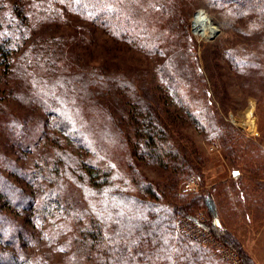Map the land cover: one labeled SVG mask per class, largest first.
Returning <instances> with one entry per match:
<instances>
[{
  "label": "rangeland",
  "instance_id": "1",
  "mask_svg": "<svg viewBox=\"0 0 264 264\" xmlns=\"http://www.w3.org/2000/svg\"><path fill=\"white\" fill-rule=\"evenodd\" d=\"M142 2L146 7L141 9L137 24L143 30L122 36L106 26L109 24L99 16L100 11L83 14L66 8L59 0H0V19L9 20L10 14L22 24L11 57L6 62L0 59V155L30 172L54 162L65 150L82 162L91 158L70 138L50 127L51 114L44 112L43 105L33 97L37 87L52 89L58 85L53 94L61 97L69 110L80 105L82 115L100 121L113 114L111 128L126 146L116 149L120 144L117 139L115 151L108 156L116 166L113 182L122 193L147 199L138 184H150L161 202L178 204L173 194L213 189L216 213L240 248L203 226L210 218L204 209L176 215V233L197 242L223 264H257L252 254L264 264V157L259 152L264 153V9L259 4L238 8L235 3L209 0ZM199 12L217 26L209 38L199 36L192 28ZM148 32L158 37L154 51L144 45ZM163 63L165 67H160ZM159 70L166 73L165 79L158 77ZM74 80L76 90H82L74 92V98H66L67 87ZM176 84L177 89L172 88ZM174 96L182 100L178 103L174 99L179 98ZM250 107L254 131L242 125ZM137 108L152 111L163 127L165 142L177 147L184 160L193 164L194 171L179 172L175 192L171 193L170 185L174 169L166 162L167 157L158 162L137 147L142 143L135 132L138 121L134 117L142 118ZM99 110L102 114L108 111V115L96 116ZM191 114L198 118L204 114L206 126L197 124ZM11 119L22 123L23 136L16 138L9 131ZM39 121L44 122L42 130L33 134ZM213 125L219 130L216 134L210 127ZM24 136L28 144H19ZM76 167L86 174L90 170L89 165L79 166L78 160L65 167L67 192L81 197L92 214L99 207L115 205L117 200H107L98 191L86 194L79 188L72 172ZM234 169L240 173L238 183L233 180ZM2 170L14 178L8 168ZM36 180L38 185L50 184L45 179ZM191 180L194 186L186 189L185 184ZM18 184L33 197L32 208L24 212L25 217L22 210L12 211L7 206L1 213L29 232L30 238L18 243L19 260L26 259L27 264H99L92 253L88 259L87 249L81 250L76 241L80 238L77 226L88 222L89 212L83 213L85 220L78 222L77 212L64 204L67 211L57 208L42 218L32 213L42 200L37 184L36 191L34 185L20 180ZM232 196L238 200L231 201ZM79 207L80 203L76 204L75 208ZM178 224L186 228L185 233L176 230ZM256 235L259 243L255 245ZM6 246L0 245V252L4 247L11 249ZM154 264L167 263L157 259Z\"/></svg>",
  "mask_w": 264,
  "mask_h": 264
},
{
  "label": "trees",
  "instance_id": "2",
  "mask_svg": "<svg viewBox=\"0 0 264 264\" xmlns=\"http://www.w3.org/2000/svg\"><path fill=\"white\" fill-rule=\"evenodd\" d=\"M142 1L59 0V3L64 4L66 8L68 7L72 11L77 10L83 14L91 15V12H95V10L100 11L99 16H103L104 20L109 24L106 26H112L114 32L116 31L119 35L124 36L127 33H131L132 35L134 33L139 34L143 30L142 25L137 24V17L141 16L142 13L141 9L144 6L146 7ZM209 1L218 4L222 2L226 4L235 3V6L238 8H241L243 5L246 6L247 4H259L260 8L264 9V0ZM10 13L12 14L13 11ZM9 17V20L6 18L0 19V59L4 62L11 57L13 45L17 38L16 35L22 31L20 30L22 24L12 18L13 16L10 14ZM157 38V35L152 37V33L148 32L145 36L144 45L151 51H154L158 48ZM168 65L170 64L166 61V68H168ZM160 67H165V63ZM157 74L160 79H165L164 76L166 73L159 70ZM76 81L71 87H67L68 93L65 95L66 98L67 96L74 98V92L82 90H76L78 88ZM57 82L59 81L57 80ZM78 83L82 84L83 81L80 80ZM120 84L124 85L125 83ZM57 86H53L52 89L44 86L37 87L33 97L43 105L42 109L44 112L51 114L52 118L49 121L50 127L54 128L63 136L70 138L78 148L88 152L91 158H87L82 162L81 159L65 150L57 154L54 162L50 164L46 162V166H42L38 171L30 172L21 169L9 160L2 159L0 155V245L11 247V249L4 247V250L0 252V264H23V262L27 264L28 262L26 259H18L20 257L18 253L21 251L18 250V243L30 238L26 226L17 224L14 218H9L7 215L1 213L2 207L7 206L12 211L22 210L21 212L25 217L24 212L32 208L30 203L33 201V197L25 187L18 184L19 180L29 185L37 184V188L34 185V190L36 188L37 192L42 195L40 204L36 207L37 209L35 208L36 211L32 213L46 218L51 211L53 212L57 208L66 210V208L63 209V206L67 204L70 205V209L72 207L73 211L75 210L77 212L76 219L78 222L85 220L82 218V214L88 213L89 209L83 206L81 197L79 198L77 195L75 198V195L70 194L64 188V176H66V173L68 174L65 167L73 165V162L76 160H78L79 166L83 164L87 167L89 165L90 169L87 174L83 170L82 173L78 167L72 170L73 176H75L74 181H76L79 188H82L86 194L91 191H98L100 196L107 200L113 199V202L117 200L115 205L99 207L95 210L94 214L89 212L88 214L91 217L88 222H85L82 226H77L80 238H75L76 241L80 242L81 250L84 248L87 249L86 257L88 259L92 256V253L99 264H154L157 259L166 261L167 264H218V261L220 264L222 261H215L216 257L209 254L197 242L175 231L174 217L179 213H193L197 209H204L210 216L209 220L203 224L205 228L211 230L217 237L223 239L224 242L230 244L232 247L240 248V245L233 238V235L229 233L228 229H225L220 220V216L218 217L216 213L213 189L196 192L183 191V193H179L178 195L173 194L174 197L179 199L178 204L165 201L161 202L157 191L150 184L141 183L138 186L143 195H148V197L154 200L148 197L146 199L144 196H132L126 192L122 193L123 190H120L121 188L113 182L114 174L112 172H115L114 169L116 166L115 162L111 161L108 156L109 153L115 151L114 148L117 139L120 144L118 147L116 146V149L121 150L126 146L125 143L121 142V139L117 138V132L111 128L110 123L113 122L112 118L114 120L113 114L111 113V117L107 116V119L104 118V120L100 121L96 118L100 119L103 115H108V111L102 114L99 110L96 116L100 117L95 116L96 120H94L93 118H86L82 115L80 105H75L74 109L69 110L67 105L62 102V98L53 94V89ZM172 88L177 89V84ZM72 89H75V91H72ZM174 98H179L178 100L174 99L178 103L182 100L177 96H174ZM137 109L138 111H142L141 119L138 116L134 117L138 121L135 129L136 136L142 139V143L137 144V147H141L145 154L152 160L162 162L167 157L166 162L170 163V166L174 169L170 185H173L171 187V193L173 191L175 192L174 183L179 179V172L185 173L186 170L191 169L194 171L193 164H188L184 160V157L179 153L177 147L174 148L173 145L165 142L163 127L158 122L156 116L153 115L152 111ZM128 112L130 113V111ZM191 115L197 124L206 126V121L202 120L206 119L204 114L199 118L197 115ZM8 122L9 126L11 125L9 131L14 133H12L13 136L15 135L16 138H19V135L20 137L24 135L21 134L23 129L20 121L11 119ZM43 123L39 121L37 125H34L32 133L41 131V124ZM210 127L213 131L215 129L214 134L219 131L216 128L217 126L214 127L213 125V127ZM6 128L8 129V127ZM22 139L19 144H28V141L24 140L25 136ZM259 152L264 157L262 150ZM104 160L106 161L104 163L105 165H102L101 163ZM2 167L5 169L8 168V172L14 178L11 179L7 172L4 173ZM43 171H48V173L45 174ZM239 174V171L234 169V183H238L240 179ZM38 178L47 180L50 183L48 187L42 183L38 185L36 180ZM237 186L240 185L237 184ZM244 196L251 198L250 194H245ZM231 199L233 202L238 200L237 197L233 196ZM74 203L77 205L80 203L79 209L75 208L76 204ZM232 209L233 207L231 206Z\"/></svg>",
  "mask_w": 264,
  "mask_h": 264
},
{
  "label": "bare ground",
  "instance_id": "3",
  "mask_svg": "<svg viewBox=\"0 0 264 264\" xmlns=\"http://www.w3.org/2000/svg\"><path fill=\"white\" fill-rule=\"evenodd\" d=\"M199 12L194 20L192 21L193 30L203 38L211 37L217 30V26L214 25L206 15H200ZM252 107L248 108L244 114V121L242 122L243 126H246L247 130L254 131L255 130V122L251 116Z\"/></svg>",
  "mask_w": 264,
  "mask_h": 264
},
{
  "label": "built area",
  "instance_id": "4",
  "mask_svg": "<svg viewBox=\"0 0 264 264\" xmlns=\"http://www.w3.org/2000/svg\"><path fill=\"white\" fill-rule=\"evenodd\" d=\"M193 28V27H192ZM195 181L194 180H191V181H188L186 184H185V188L186 189H189V188H191V187H193L194 186V183ZM191 184H193V185H191ZM179 222V221H178ZM177 222V223H178ZM176 230L178 231V232H181V233H185L186 232V228L185 227H182L180 224H178V225H176ZM200 231V230H199ZM205 241V240H204ZM226 259H228V260H231V262H235V260L232 258V257H230V256H226Z\"/></svg>",
  "mask_w": 264,
  "mask_h": 264
},
{
  "label": "crops",
  "instance_id": "5",
  "mask_svg": "<svg viewBox=\"0 0 264 264\" xmlns=\"http://www.w3.org/2000/svg\"><path fill=\"white\" fill-rule=\"evenodd\" d=\"M239 219L242 220L241 218H239ZM258 236H259V234H258ZM258 236L256 235V238L253 240V244H255V245L259 243V241H258L259 239L257 238ZM249 244H250V242L248 243V246H249ZM253 246H254V245H253ZM250 252H251V250H250ZM252 252H253V251H252ZM252 255H253V258H254V260L256 261V263H257V264H261V263H260V262H261V261H260L261 258H260V257H255L254 254H252Z\"/></svg>",
  "mask_w": 264,
  "mask_h": 264
}]
</instances>
